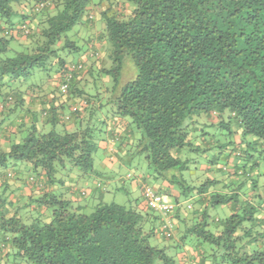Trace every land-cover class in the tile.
I'll return each mask as SVG.
<instances>
[{
    "label": "trees",
    "instance_id": "16d2710c",
    "mask_svg": "<svg viewBox=\"0 0 264 264\" xmlns=\"http://www.w3.org/2000/svg\"><path fill=\"white\" fill-rule=\"evenodd\" d=\"M6 263L264 264V0H0Z\"/></svg>",
    "mask_w": 264,
    "mask_h": 264
},
{
    "label": "rangeland",
    "instance_id": "374dc122",
    "mask_svg": "<svg viewBox=\"0 0 264 264\" xmlns=\"http://www.w3.org/2000/svg\"><path fill=\"white\" fill-rule=\"evenodd\" d=\"M132 68H133V72L134 74H136V69L134 68V65L132 63ZM45 128L48 130L49 126H45ZM133 125H132V129H133ZM57 130L59 132H61V127H57ZM135 136L138 137V132L137 130H135L134 132ZM97 157V156H96ZM97 161V160H96ZM108 161V160H107ZM107 161H104L102 164H105L104 167H112L111 164H107ZM116 165V164H115ZM114 165V167H116ZM97 166L98 167H103V165H101L100 163L97 162ZM124 167H131L129 169V171L131 172V174L135 175H142L145 177L146 182L149 185L154 184V181L152 178L149 177V175H151V169L148 168V164L146 163V161L144 160V158L142 156H138L136 154L132 155L129 157V162L126 163V165H123ZM134 167H138L137 169H135ZM19 168V169H18ZM16 168L15 174L17 173V171L19 172H23V170H20V167ZM128 171L127 168L123 169L122 172ZM24 173V172H23ZM152 176V175H151ZM136 182V179L134 180L133 178H130V181L126 184V191L124 190H118L112 194H105V198L107 199V201H115L121 204H127L128 200H131V196L133 194L135 195H139L140 191H141V187L140 186H134V183ZM144 186V183L142 184ZM129 186V187H128ZM169 200V199H167ZM216 213L213 212V214L217 217L220 218H224L225 216H228L230 211L227 208H219L215 210ZM6 264H13V263H6Z\"/></svg>",
    "mask_w": 264,
    "mask_h": 264
},
{
    "label": "built area",
    "instance_id": "2783aa9c",
    "mask_svg": "<svg viewBox=\"0 0 264 264\" xmlns=\"http://www.w3.org/2000/svg\"><path fill=\"white\" fill-rule=\"evenodd\" d=\"M144 195L150 208L166 212L172 208L171 204L163 202L159 195L155 194L150 188L144 189Z\"/></svg>",
    "mask_w": 264,
    "mask_h": 264
},
{
    "label": "crops",
    "instance_id": "0c3cea01",
    "mask_svg": "<svg viewBox=\"0 0 264 264\" xmlns=\"http://www.w3.org/2000/svg\"><path fill=\"white\" fill-rule=\"evenodd\" d=\"M19 186V185H18Z\"/></svg>",
    "mask_w": 264,
    "mask_h": 264
}]
</instances>
